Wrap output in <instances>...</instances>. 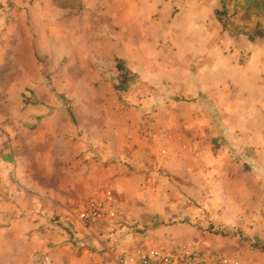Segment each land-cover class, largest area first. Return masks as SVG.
<instances>
[{
    "label": "crops",
    "instance_id": "obj_1",
    "mask_svg": "<svg viewBox=\"0 0 264 264\" xmlns=\"http://www.w3.org/2000/svg\"><path fill=\"white\" fill-rule=\"evenodd\" d=\"M217 23L199 0H0V234L10 233L2 221L15 210L24 264L42 257L113 264L120 245L111 250L117 244L104 238L105 222L79 227L84 247L75 250L54 220L66 210V191L77 202L103 185L119 189L125 218L144 229L121 245L171 237L203 248L209 242L199 226L207 222L217 242L241 233L264 243V39L234 36ZM117 60L137 78L124 92L114 89ZM184 99L195 101L197 131L212 134V172L180 188L173 177L181 201L184 191L201 198L212 186V207L202 201L188 213L199 216L195 223L176 220L167 202L135 198L159 179L136 135L146 108L159 103L153 116H163L166 104ZM170 130L151 129L159 155ZM153 184L158 190L165 181Z\"/></svg>",
    "mask_w": 264,
    "mask_h": 264
},
{
    "label": "rangeland",
    "instance_id": "obj_2",
    "mask_svg": "<svg viewBox=\"0 0 264 264\" xmlns=\"http://www.w3.org/2000/svg\"><path fill=\"white\" fill-rule=\"evenodd\" d=\"M200 5H202L204 8L208 10L210 14L215 15V18L217 20L218 27H224L221 24V21L218 20L216 12H219V19L222 20V23H225L226 30L231 33L232 35H248L251 38L255 40H261L264 39V6L261 8V11L263 14H257V15H248L246 13V10L241 6L242 0H225L226 2V9H223L222 3L219 0H199ZM259 23V25H257ZM242 57V56H241ZM15 78V75H14ZM195 101L192 99H184L181 101V106L174 105L173 103L169 105H165L167 108V111L163 116H153L154 111L159 109L160 106L159 103L155 106L152 103L151 105H148L146 109L150 110L147 111V114L144 115L143 123H141L138 132L136 135H138L142 139V144L146 145V153L147 156L152 153V164H151V172L152 174L156 175L157 180H153L148 184L147 188H145V192L140 191L139 195L135 198L139 199H148L151 203L155 204L158 201L161 203H168L162 204L164 206V209L171 205V208H173L178 214H175V217L179 219L180 221L189 220L191 219L192 222L197 219L199 221V216H196V218L192 216H188V213H191L194 210L197 211V209H201L203 207V202L206 201L209 202L210 207H212V186H210L211 191L205 190L203 191L205 194L201 196L193 195L191 192L186 193L184 191V199L181 201V198L177 195V192H175L174 187L177 186L175 181L173 180V177H177L181 182L178 185V188H180L183 181H189L194 175L197 174H203V173H209L212 172V134H210V138H208V135H203L200 132L197 131V127L194 122V114L196 108L193 107V103ZM203 103H207L208 101H202ZM140 103H144L143 101H140ZM178 104V105H180ZM133 105V104H132ZM16 104L15 101L10 99V108H15ZM126 110H131L126 109ZM202 122V120H199ZM77 121L74 120V123ZM208 121H206L205 124H207ZM114 123V122H113ZM117 123V122H116ZM165 125L168 124V128L171 129L167 134V142L165 143L166 146L169 147V149L161 146L160 153L165 155L163 156L164 159L161 160V154L159 155L158 149L159 146L158 143L154 140L152 143L149 140V137L152 136V139L155 137V131H151L154 127H158L159 125ZM202 125V124H201ZM196 127V128H195ZM157 129V128H156ZM133 131V128L131 131H129L130 135ZM82 133V132H81ZM128 134V132L126 131ZM207 133V132H206ZM166 136V133H162ZM129 135V134H128ZM164 135H162L164 137ZM199 135L202 137L199 138ZM82 136V134H81ZM84 137H87L86 140L89 138V135H83ZM161 136V135H160ZM125 137V136H124ZM156 138V137H155ZM210 140V141H209ZM122 141V140H121ZM120 141V142H121ZM211 142V145L210 143ZM152 151V152H151ZM167 154V156H166ZM84 158L87 156L82 155ZM99 154L96 152L93 153V155H90L89 160L91 162L97 161ZM102 156V154H100ZM149 180V179H148ZM158 180H164L165 185L163 187H159L157 190V187L153 184L157 182ZM65 175L64 177H61V181H54L57 185L59 182L66 183ZM193 182H190L188 184H192ZM198 184V182H195ZM53 184V182H51ZM56 185V186H57ZM203 185V183H202ZM200 186V185H199ZM199 186L197 188L199 189ZM205 186V185H204ZM57 194H59L60 188L57 187ZM208 189V186H207ZM155 192V193H154ZM182 192V191H181ZM159 193V194H158ZM67 200L64 203L66 204V210L62 211L59 215V218L57 221H55L56 228L59 229V233L62 235H65L67 239L73 244L75 247L74 249H83L84 243H82L81 238L79 236V227H82L83 225L78 222L76 218V211L78 202L71 196L69 191H66ZM138 199V201H140ZM164 199H166L164 201ZM130 199V201H132ZM184 207V208H183ZM184 213V214H183ZM17 212L14 210L12 215V220L5 222L2 221V224H5L6 229L10 233L3 234V238L0 234V264H24L26 261L22 260V255L20 254V251H22V247L18 245L17 243V236L15 234V231L17 230V226L20 225L19 222L21 221L19 218L14 219V215H16ZM178 215V217L176 216ZM204 215V219L208 220L209 213L208 211L204 210L201 213V216ZM200 216V217H201ZM174 217V216H173ZM174 219V218H173ZM201 219V218H200ZM175 220V221H176ZM153 222H158L153 221ZM188 222V221H186ZM188 222V223H192ZM103 223V222H101ZM109 232L108 236L104 237L105 239H110L113 241L114 245L113 249L111 247V250L115 252L116 248L124 243L125 236H128L130 233H134L136 231H140L143 228L137 227L134 223L129 222L128 219L125 218V215L118 217L117 219H114L112 221L106 222ZM195 223V222H194ZM1 224V220H0ZM199 225V224H198ZM92 226V225H91ZM47 227H52L51 224L47 225ZM84 228H87L83 226ZM90 227V226H89ZM199 227H205L202 228L208 237L206 240L209 242L205 247L203 248H213L216 250H219L220 252L225 253L228 256H234L238 259L239 264H264V243L260 241H251L246 236H244L241 233H236L235 237H227V241H215L212 240L213 236V230L210 226V223H205L204 226ZM144 230V229H143ZM234 231V230H232ZM227 233V232H225ZM227 236V235H223ZM167 238V239H166ZM164 241L173 239L171 237H166ZM215 238V237H214ZM2 240L6 241V243H2ZM226 242V243H225ZM257 243V244H256ZM155 245V244H154ZM78 247V248H76ZM104 251H107V249L102 248ZM74 251V250H73ZM228 251V252H227ZM63 262L64 260L61 259ZM40 264H60L59 261H56L54 259L41 258Z\"/></svg>",
    "mask_w": 264,
    "mask_h": 264
},
{
    "label": "built area",
    "instance_id": "obj_3",
    "mask_svg": "<svg viewBox=\"0 0 264 264\" xmlns=\"http://www.w3.org/2000/svg\"><path fill=\"white\" fill-rule=\"evenodd\" d=\"M124 212L119 189L103 185L81 197L76 218L83 226L89 227L117 219L123 216ZM113 264H239V261L236 257L213 248H200L167 240L155 245H120Z\"/></svg>",
    "mask_w": 264,
    "mask_h": 264
},
{
    "label": "trees",
    "instance_id": "obj_4",
    "mask_svg": "<svg viewBox=\"0 0 264 264\" xmlns=\"http://www.w3.org/2000/svg\"><path fill=\"white\" fill-rule=\"evenodd\" d=\"M222 3L223 9H226V2L225 0H219ZM241 6L246 10L248 15H257L263 14L261 8L264 6V0H242ZM218 20L221 21V24L226 28L225 23H222V20L219 19V12H216ZM259 25V23H257ZM227 29V28H226ZM117 82L114 85V89L117 92H124L130 90L134 87L135 83L137 82L136 74L132 73L130 70L126 68L122 61L117 60ZM93 155V154H92ZM60 215L54 219L55 221L58 220ZM158 219L154 217L153 221H157ZM158 222H153V225H158Z\"/></svg>",
    "mask_w": 264,
    "mask_h": 264
}]
</instances>
